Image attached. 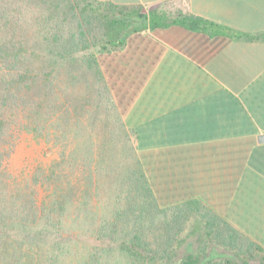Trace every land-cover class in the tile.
Masks as SVG:
<instances>
[{"label": "crops", "instance_id": "obj_1", "mask_svg": "<svg viewBox=\"0 0 264 264\" xmlns=\"http://www.w3.org/2000/svg\"><path fill=\"white\" fill-rule=\"evenodd\" d=\"M95 1L210 22L132 31L98 61L152 204L204 260L264 251V0Z\"/></svg>", "mask_w": 264, "mask_h": 264}, {"label": "rangeland", "instance_id": "obj_2", "mask_svg": "<svg viewBox=\"0 0 264 264\" xmlns=\"http://www.w3.org/2000/svg\"><path fill=\"white\" fill-rule=\"evenodd\" d=\"M85 53L52 77L38 68L47 84L28 96L5 159L8 207L20 203L26 217L7 223L25 237L0 244V264H158L126 257L119 244L140 236L166 258L188 232L187 222L152 204L131 136Z\"/></svg>", "mask_w": 264, "mask_h": 264}, {"label": "trees", "instance_id": "obj_3", "mask_svg": "<svg viewBox=\"0 0 264 264\" xmlns=\"http://www.w3.org/2000/svg\"><path fill=\"white\" fill-rule=\"evenodd\" d=\"M141 9V6L128 8L95 0H76L75 3L60 0H0V244L9 239L20 243L15 238L25 237L7 223L10 218L24 220L26 217L22 216L25 209L20 203L15 205V209L8 207L11 194L5 193V159L14 148V136L21 131V115L26 103H29L28 98L34 92H40L41 82L47 84L38 68L43 69L45 76L52 77L55 71L61 68L70 70L74 64L81 62L86 52L87 61L104 84L98 53L122 44L130 32L147 26H163L168 21L190 29H202L210 23L194 15L169 20L164 13L157 16L154 9L148 12ZM93 47H98L97 54L90 51ZM140 176L151 197L141 169ZM29 211L38 214L35 206H31ZM119 248L126 257L146 262L214 264V261L204 260L202 255H198L195 236L191 237L189 233L177 240L171 250L172 255L166 258L151 254L147 242L136 235L122 241ZM249 252V256L225 264H264V251L260 246L250 245ZM245 258L250 259L240 262Z\"/></svg>", "mask_w": 264, "mask_h": 264}]
</instances>
